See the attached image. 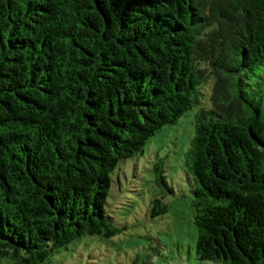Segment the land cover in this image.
I'll return each instance as SVG.
<instances>
[{"label":"trees","instance_id":"trees-1","mask_svg":"<svg viewBox=\"0 0 264 264\" xmlns=\"http://www.w3.org/2000/svg\"><path fill=\"white\" fill-rule=\"evenodd\" d=\"M190 111L196 259L264 264V0H0V260L123 233L111 176Z\"/></svg>","mask_w":264,"mask_h":264},{"label":"rangeland","instance_id":"rangeland-1","mask_svg":"<svg viewBox=\"0 0 264 264\" xmlns=\"http://www.w3.org/2000/svg\"><path fill=\"white\" fill-rule=\"evenodd\" d=\"M193 111L178 123L149 138L143 153L119 164L111 176L105 211L125 231L112 238L83 237L53 253L43 264H211L195 255L196 228L183 159L192 136ZM161 161L174 195L153 182L154 164ZM168 206L165 215L150 219L151 201ZM0 264H11L0 260Z\"/></svg>","mask_w":264,"mask_h":264}]
</instances>
